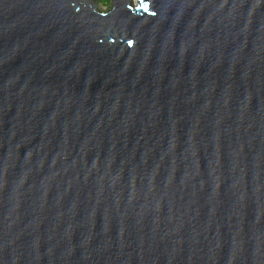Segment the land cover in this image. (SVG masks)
<instances>
[{"label": "water", "instance_id": "95a60500", "mask_svg": "<svg viewBox=\"0 0 264 264\" xmlns=\"http://www.w3.org/2000/svg\"><path fill=\"white\" fill-rule=\"evenodd\" d=\"M0 264H264V0H0Z\"/></svg>", "mask_w": 264, "mask_h": 264}, {"label": "rangeland", "instance_id": "374dc122", "mask_svg": "<svg viewBox=\"0 0 264 264\" xmlns=\"http://www.w3.org/2000/svg\"><path fill=\"white\" fill-rule=\"evenodd\" d=\"M101 3L105 4V5H101V6L106 8V6L108 4V0H101Z\"/></svg>", "mask_w": 264, "mask_h": 264}, {"label": "trees", "instance_id": "16d2710c", "mask_svg": "<svg viewBox=\"0 0 264 264\" xmlns=\"http://www.w3.org/2000/svg\"><path fill=\"white\" fill-rule=\"evenodd\" d=\"M101 5H105V4L101 3Z\"/></svg>", "mask_w": 264, "mask_h": 264}]
</instances>
